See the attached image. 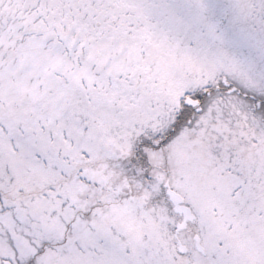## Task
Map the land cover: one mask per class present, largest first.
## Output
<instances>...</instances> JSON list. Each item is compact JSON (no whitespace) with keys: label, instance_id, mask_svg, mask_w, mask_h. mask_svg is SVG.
<instances>
[{"label":"snow or ice","instance_id":"1","mask_svg":"<svg viewBox=\"0 0 264 264\" xmlns=\"http://www.w3.org/2000/svg\"><path fill=\"white\" fill-rule=\"evenodd\" d=\"M0 264H264V0H0Z\"/></svg>","mask_w":264,"mask_h":264}]
</instances>
